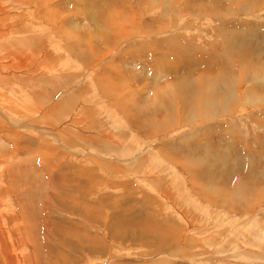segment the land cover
<instances>
[{
	"label": "rangeland",
	"instance_id": "374dc122",
	"mask_svg": "<svg viewBox=\"0 0 264 264\" xmlns=\"http://www.w3.org/2000/svg\"><path fill=\"white\" fill-rule=\"evenodd\" d=\"M0 33V264H264V0H0Z\"/></svg>",
	"mask_w": 264,
	"mask_h": 264
},
{
	"label": "bare ground",
	"instance_id": "6f19581e",
	"mask_svg": "<svg viewBox=\"0 0 264 264\" xmlns=\"http://www.w3.org/2000/svg\"><path fill=\"white\" fill-rule=\"evenodd\" d=\"M4 11H5V10H4ZM6 14H7V13H6ZM8 15H9V14H8ZM14 15H15V14H14ZM2 16H3V15H2ZM11 17H12V16H11ZM19 17H20V16H19ZM19 17H17L16 21L20 20ZM13 18H15V16H13L12 19H13ZM22 18H23V17H22ZM22 18H21V19H22ZM2 19H4V18H2ZM9 19H11V18H9ZM5 21H6V20H5ZM45 21H46V20H45ZM14 22H15V21H14ZM42 22H43V21H42ZM36 25H37V24H36ZM112 26H114V25H112ZM43 27H44V26H43ZM105 27H106V26H105ZM44 28H45V27H44ZM62 29H63V28H62ZM28 31H29V30H28ZM33 31H34V30H33ZM51 31H52V30H51ZM56 31L60 32L58 29H57ZM29 32H30V31H29ZM35 32H36V31H35ZM0 34H1V33H0ZM2 34H3V30H2ZM3 35H7V34L4 33ZM36 37H37V36H36ZM42 37H43V36H42ZM53 39H55V38H53ZM117 41H118V40H117ZM117 41H116V42H117ZM170 42H171V41H170ZM103 43H104V42H103ZM57 45H58V44H57ZM67 45H68V43H67ZM67 45H66V46H67ZM44 46H45V45H44ZM40 48H41V47H40ZM57 49H58V48H57ZM39 52H40V51H39ZM56 52H57V51H56ZM42 55H43V54H42ZM64 62H65V61H64ZM66 63H67V62H66ZM60 65H61V64H60ZM64 66H65V65H64ZM64 66H63V67H64ZM60 67H61V69L63 68L62 66H60ZM65 68H66V67H65ZM54 72H55V71H54ZM50 73H51V72H50ZM60 74H61V73H60ZM225 75H226V74H225ZM228 75H229V74H228ZM57 80H58V79H56V81H57ZM178 86H179V85H178ZM222 87H223V86H222ZM224 87H225V86H224ZM176 90H177V89H176ZM176 90H175V91H176ZM223 90H224V89H223ZM231 90H233V88H232ZM224 91H225V90H224ZM226 91H227V90H226ZM104 92H105V91H104ZM12 94H13V93H12ZM83 94H84V93H83ZM209 94H210V93H209ZM225 94H226V92H225ZM228 94H229V93H228ZM228 94H227V95H228ZM211 96H212V95H211ZM213 96H214V95H213ZM71 97H72V96H71ZM62 99H63V97H62ZM203 99H204V98H203ZM71 100H72V99H68V98H67V99H64V101H63L62 103H60V105L57 107V109L52 110L50 113L54 115V114H56L58 111H61V112H62L63 109L66 108V105H67L68 103L71 102ZM212 100H213V99H212ZM40 102H41V101H40ZM206 103H207V102H206ZM71 104H72V103H70V105H71ZM70 105H69V106H70ZM69 106H67V107H69ZM37 107H38V106H37ZM78 107H79V105H78ZM224 107L227 108V106H224ZM58 109H59V110H58ZM94 111H95V110H94ZM88 112L90 113V111H88ZM92 112H93V111H92ZM97 112H98V111H97ZM101 112H102V111H101ZM64 113H66V112H64ZM67 113H68V111H67ZM86 113H87V112H86ZM87 114H88V113H87ZM91 114H92V113H91ZM204 114H205V113H204ZM60 115H61V114H60ZM60 115H59V116H60ZM110 115H111V117H113V114H112V113H111ZM1 116H2V115H1ZM68 116H69V115H68ZM60 117H61V116H60ZM49 118H52V117H49ZM86 118H88V117H86ZM6 119H9V118L7 117ZM11 119H12V118H11ZM58 119H59V118H58ZM61 120H62V119H61ZM63 120H64V119H63ZM69 120H70V119H69ZM7 121H9V124H10V122L13 121V119H12L11 121H10V120H7ZM88 121H89V120H88ZM22 122H23V121H22ZM22 122H21V123H22ZM62 122H63V121H62ZM62 122H61V123H62ZM7 123H8V122H7ZM21 123H20V124H21ZM11 124H12V123H11ZM23 124H24V123H23ZM68 125H69V124H68ZM24 126H25V125H24ZM27 128H28V127H27ZM64 128H65V127H64ZM30 129H31V128H30ZM72 129H73V128H72ZM36 130H38V129H36ZM37 134H38V133H37ZM74 136H76V135H74ZM79 136H80V135H79ZM82 137H84V136H82ZM82 137H81V138H80V137H79V138L76 137V138L78 139V141H81V140H82V141H81V144H82V142H84V141L86 142V140L89 141V140H88L89 137H87V136H86V138H82ZM53 138H54V137H53ZM53 138H52V139H53ZM55 138H56V136H55ZM55 138H54V139H55ZM29 139H30V138H29ZM54 139H53V140H54ZM107 139H109V138H106V140H107ZM117 139H118V138H117ZM32 140H33V139H32ZM27 141H29V140H27ZM27 141H25V142H27ZM32 142H33V141H32ZM58 142H59V141H58ZM85 142H84V143H85ZM113 142H114V141H113ZM117 142L119 143V141H117ZM33 143H34V142H33ZM60 143H61V142H60ZM106 143H107V144H110L108 140H107ZM71 144H72V143H71ZM138 147H139V146H138ZM104 149H105V148H104ZM18 150H19V149H18ZM52 150H53V149H52ZM79 151H80V150H79ZM124 151H125V149H124ZM54 153H55V152H54ZM156 153H157V152H156ZM1 154H2V153H1ZM147 155H148V154H146V156H147ZM150 155H151V154H150ZM51 156H52V155H51ZM146 156H145V157H146ZM134 157H135V156H134ZM140 157H141V156H140ZM147 157H148V156H147ZM147 157H146V159H147ZM48 158H49V157H48ZM171 158H172V157H171ZM134 159H135V163H137V164H135V165H139V163L142 162V161H144L145 158H143V159L140 158V159H138V160H136V158H134ZM173 161H174V160H173ZM131 163H132V162H131ZM142 163H143V162H142ZM129 164H130V163H129ZM132 164H133V163H132ZM140 164H141V163H140ZM130 165H131V164H130ZM131 166H133V165H131ZM109 167H110V166H109ZM111 167H113V166H111ZM137 167H138V166H137ZM147 167H148V166H147ZM127 168H128V167H127ZM131 168H134V167H131ZM136 169H137V168H136ZM139 169H140V167H139ZM76 170H77V169H76ZM170 170H171V169H170ZM79 171H80V170H79ZM133 171H134V170H133ZM74 172H75V171H74ZM80 172H81V171H80ZM117 172H118V171H117ZM77 173H78V172H77ZM81 174L83 175V173H81ZM59 175H61V174H59ZM144 175H145V174H144ZM155 176H156V175H155ZM1 177H2V173H1V171H0V183H1ZM10 182H11V181H10ZM138 183H139V182H138ZM1 184H2V183H1ZM1 184H0V185H1ZM90 185H91V184H90ZM11 187H12V186H10V188H11ZM59 188H60V187H59ZM84 188H85V187H84ZM60 189H61V188H60ZM12 190H13V189H12ZM66 190H67V189H66ZM68 190H71V189H68ZM57 191H58V190H57ZM63 191H64V190H63ZM71 191H72V190H71ZM80 191H81V190H80ZM59 192H61V191H59ZM59 192H58L57 194H59ZM69 192H70V191H69ZM78 192H79V191H78ZM70 193H71V192H70ZM75 193H76V192H72L73 195L70 194V196H71L72 198H74V199H79V198L83 197L84 199H82V201L85 200V201H87L88 203H91V201H88V200H87V195L85 196V193H84V192H82V193H84V196H81V195H83V194L80 195V194L78 193V194H79V195H78V194H75ZM80 193H81V192H80ZM60 194H61V193H60ZM61 195H65V194H61ZM66 196H67V195H66ZM7 197H8V196H7ZM5 200H6V199H5ZM5 200H4V201H5ZM4 201H3V202H4ZM76 201H77V200H76ZM79 201H80V199H79ZM7 202H9V201H7ZM4 203H5V202H4ZM8 204H9V203H8ZM131 204H132V203H131ZM1 205H2V204H1ZM1 205H0V206H1ZM98 205H99V204H98ZM99 206H101V205H99ZM128 206H129V209H133V210H130V212L133 213V212L136 210V208H137L138 206H142V205H138V206H137V205H136V206H134V205H132V206H131V205H128ZM1 207H2V206H1ZM1 207H0V209H2ZM6 208H7V206H6ZM3 209H4V208H3ZM3 209H2V211H3ZM52 209H53V207H52ZM82 209L85 210L86 208H84L83 206H80V205H77V206L75 207V204H73V205L70 207V210H71V213H72V214H74L73 212H79V210H80V211L82 212V214H83V215H81V218H83L85 221H83L82 219H80L79 221H75V219H74V222H75V224H76L77 226H79V227H83V226H84L83 224H84L85 222H87V221H92V219H96V220H97V217H99V218L102 219V216H101V214H100V212H99L100 209H96V210H98V211H96L95 209H90V210H88L87 213H83L84 210H82ZM140 209H141V208H140ZM70 210H69V211H70ZM4 211H5V209H4ZM94 213H95V214H94ZM175 213H176V212H175ZM0 214H2V213H0ZM84 214H85V215H84ZM133 214H134V213H133ZM111 216H112V215H111ZM98 220H99V219H98ZM98 220H97V221H98ZM117 220H118V218H117ZM157 220H158V219H157ZM0 221H1V220H0ZM147 221H148V222H151L152 219H151L150 221H149V220H147ZM105 222H107V224H108V227H107L108 230L111 229V228H110V226L112 225L111 221H110V220H108V221L105 220ZM159 222H161V221H159ZM159 222H158V223H159ZM155 223H157V221H155ZM120 224H121V223H120ZM136 224H138V223L136 222ZM164 224L169 225L171 228H173L174 231L180 230V229L178 228V226H176L175 223H172V222L170 223V222L165 221ZM121 225H122V224H121ZM121 225L118 226V227H121ZM146 225H147V224H146ZM157 225H158V224H157ZM160 225H162V223H160ZM156 227H157V226H156ZM152 228H153V226H152ZM159 228H160V226H159ZM159 228H158V229H159ZM158 229H157V230H158ZM121 230H122V229H121ZM133 230H134V229H133ZM155 230H156V229H155ZM155 230H154V231H155ZM157 230H156V231H157ZM163 230H166V228H165V229L163 228ZM110 231H111V230H110ZM114 231H117V232H118L119 229H115ZM151 231H152V230H151ZM158 231H160V230H158ZM158 231H157V232H158ZM164 232H165V231H164ZM153 233H154V232H153ZM155 233H156V232H155ZM162 234H163V233H162ZM52 235H54V234L52 233ZM52 235H51V236H52ZM88 235H92V233H88ZM153 235H154V234H153ZM159 235H160V234H159ZM55 236H56V235H55ZM81 236H82V238H83L85 235H81ZM93 237H94V236H93ZM120 237H121V236H120ZM145 237H146V239H147V242H148V240L151 241L150 236H145ZM63 238H64V237H63ZM84 238H85V237H84ZM95 238H96V237H95ZM141 238H142V237H141ZM132 239L135 240V242L138 241V235L136 234V232H135V234H134V236H133ZM143 239H145V238H143ZM165 240H166V238H165ZM165 240H164V241H165ZM70 241H71V240H70ZM82 241H83V240H82ZM82 241H81V242H82ZM164 241H163V243H164ZM71 242H72V241H71ZM93 242H94V243H93ZM93 242H92V243L97 247V241H96V239H94ZM145 242H146V241H145ZM173 242H174V241H173ZM61 243H63V244L65 245V241H62ZM87 243H89V242H87ZM149 243H150V242H149ZM152 243H153V242H152ZM157 243H158V242H157ZM166 243H167V242H166ZM78 244H79V243H78ZM160 244H161V243H160ZM144 245H145V244H144ZM162 245H163V244H162ZM90 246H92V245H90ZM61 247H62V246H61ZM143 247H144V246H143ZM168 247H169V246H168ZM62 248L65 250V252H70V253H72L73 255H77L76 251L74 252V250H73L71 247L63 246ZM100 248H101V247H100ZM71 249H72V250H71ZM173 249H174V248H173ZM0 250H1V253H3V255L6 254V252H5V254H4V250H6V249L4 248V246H2V247L0 248ZM99 250H101V249H99ZM146 250H147V249H146ZM8 251H9V250H8ZM148 251H150V250H148ZM151 251H153V250H151ZM74 253H75V254H74ZM10 254H11V253H10ZM10 254H8V255H10ZM149 254H150V253H149ZM71 256H72L71 254H66V256L60 257V258H58V259H59V260H60V259L62 260V259L65 257V258L67 259V260H66V264H69V262H70V257H71ZM77 258H78V257H77ZM47 260H48V262L51 261V257H50V255H48ZM61 260H60V261H61ZM4 262H5V264H8L10 261H9V259H8V260L5 259ZM13 262H14V261H13ZM11 263H12V262H11ZM11 263H10V264H11Z\"/></svg>",
	"mask_w": 264,
	"mask_h": 264
},
{
	"label": "crops",
	"instance_id": "0c3cea01",
	"mask_svg": "<svg viewBox=\"0 0 264 264\" xmlns=\"http://www.w3.org/2000/svg\"><path fill=\"white\" fill-rule=\"evenodd\" d=\"M108 92H110V91H108ZM111 93V92H110Z\"/></svg>",
	"mask_w": 264,
	"mask_h": 264
}]
</instances>
